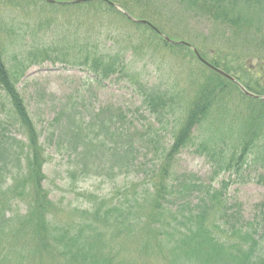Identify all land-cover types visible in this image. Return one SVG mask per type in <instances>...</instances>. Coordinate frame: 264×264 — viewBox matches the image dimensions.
Masks as SVG:
<instances>
[{"label": "trees", "instance_id": "trees-1", "mask_svg": "<svg viewBox=\"0 0 264 264\" xmlns=\"http://www.w3.org/2000/svg\"><path fill=\"white\" fill-rule=\"evenodd\" d=\"M23 1L30 5L42 1L52 7L82 4ZM170 1L193 17L220 23L238 34L257 32L246 41L263 59L264 0ZM21 2L0 0V93L8 104L6 113L0 114V264H264V212L246 220L241 205L227 200L230 179L218 188L195 173L176 170L178 156L188 147L213 162L211 181L221 172L240 175L245 166L250 168L258 160L264 166V84L199 52L259 98L248 96L237 83L204 65L191 46L167 41L164 36L185 40L162 19V0L84 2L94 7L93 14L101 16V22L118 14L125 22L144 28L141 39L152 48L162 45L174 53L189 51L202 66V82L183 104L178 102L179 93L138 85L143 106L160 123L167 114L174 118L169 145L161 140V127L140 129L122 109L108 106L93 113L89 122L74 123L77 155L101 151L119 174L142 167L139 155H151V175L119 188L117 195L94 197L90 208L65 210L52 201L45 187L47 157L41 132L17 82L28 68L47 61L82 68L101 82L127 72V51L102 46L84 30V22L74 21L73 33H59L51 19L35 20L36 32H31L35 43L29 51H16L13 47L23 45L19 33L23 23L12 17V6L21 7ZM143 19L150 24L136 21ZM48 30L58 39L43 41ZM7 44L13 48L11 56ZM233 95L248 101L251 110L235 135L232 128L219 133L216 115L228 107ZM64 116L66 112L59 111L53 123Z\"/></svg>", "mask_w": 264, "mask_h": 264}, {"label": "rangeland", "instance_id": "rangeland-1", "mask_svg": "<svg viewBox=\"0 0 264 264\" xmlns=\"http://www.w3.org/2000/svg\"><path fill=\"white\" fill-rule=\"evenodd\" d=\"M21 1V7L16 8V5H13V14L11 13L18 22L23 23V30L19 32L23 39L19 42L23 45L13 47L16 51H29L35 43L36 37L31 34L36 32L33 28L35 20L51 19L58 26L59 33H73V23L76 21L84 22V30H87L93 39L98 38L105 48L126 50L129 63L125 74H116L99 82L92 73L82 68L47 61L28 68L23 78L17 82L41 132V141L47 157L44 166L45 187L52 201L65 210L75 207L90 208L94 197L117 195L119 188L148 180L151 175V155H139L138 163H143L142 167L132 168L129 173L122 174L111 169V163L107 158H102L101 151L90 152L85 156L77 155L75 148L78 142L74 123H87L93 113L108 106L116 111L122 109L140 129L148 125L161 127V140L163 144L169 145L172 141L174 118L167 114L161 118L160 123L157 117L143 106L138 85L150 84L179 93L178 102L183 104L202 82V66L198 59L187 50H176L174 53L165 50L162 45L157 49L152 48L141 39L144 38V28L125 22L118 14L106 16L101 22V16L94 15L95 9L89 4L52 7L39 0L31 5L28 1ZM162 2V19L170 31L173 30L179 37H183L185 42L204 53L208 59L216 58L227 62L238 69L239 75L245 76V73L250 77L255 76L264 84V57L259 60L258 52L246 41L253 40L257 32L251 30L249 33L238 34L220 23L183 12L173 1ZM45 33L43 41L51 42L55 36L58 39L51 30ZM8 38L11 40L12 37ZM41 40L42 34L37 41ZM7 47L10 48V45L7 44ZM13 48H10V56L13 54ZM6 58L9 61V57ZM249 69L252 74L247 71ZM228 102L225 110L218 111L214 125L219 133L232 128V134L235 135L251 109L249 102L240 96L233 95ZM6 109L8 104L0 93V114L4 115ZM59 111H65L66 116L60 122L53 123ZM69 124L73 126V130ZM15 134L21 137L19 131ZM213 167V162L206 156L195 153L194 147L185 148L176 161V170L179 173H195L205 182H212L215 187L219 188L223 180L230 179L232 183L227 190V200L230 204L241 205V213L246 220H252L264 212L262 160H258L250 168L245 166L240 175L221 172L211 181Z\"/></svg>", "mask_w": 264, "mask_h": 264}, {"label": "water", "instance_id": "water-1", "mask_svg": "<svg viewBox=\"0 0 264 264\" xmlns=\"http://www.w3.org/2000/svg\"><path fill=\"white\" fill-rule=\"evenodd\" d=\"M47 1H48V2H51V3H59V2H56V1H54V0H47ZM88 1H91V0H71V1H68V3H70V4H80V3H84V2H88ZM116 7H117V9H119L120 11L124 12V11L122 10L121 7H119V6H117V5H116ZM124 13H125V12H124ZM134 20H135V19H134ZM136 21H138V22H140V23H143V24H146V23H147V24H150L147 20H144V19H143V20H136ZM164 37H165V39H166L167 41H170V42H172V43H176V44H187V45L191 46L189 43H187V42H185V41H173V40H171L168 36H164ZM192 49H193L195 55L198 57V59H199L204 65L208 66L209 68L213 69L214 71L218 72L219 74H221V75L225 76L226 78L231 79L233 82L237 83V84L239 85V87L242 89V91H243L246 95L251 96V97H257V98H259L258 95H255V94L249 92V91H248V90H247V89H246V88H245L240 82H238L233 76H231L230 74L226 73V72L223 71L222 69H220V68L214 66L213 64H211V63H209L207 60H205V59L200 55V53H199V51H198L197 49H195V48H193V47H192ZM261 98L264 99V96H262Z\"/></svg>", "mask_w": 264, "mask_h": 264}]
</instances>
